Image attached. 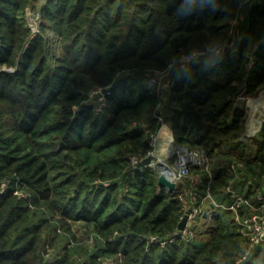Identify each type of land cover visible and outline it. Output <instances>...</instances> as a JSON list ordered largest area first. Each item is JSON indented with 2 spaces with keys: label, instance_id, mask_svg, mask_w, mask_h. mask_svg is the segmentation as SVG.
Returning a JSON list of instances; mask_svg holds the SVG:
<instances>
[{
  "label": "trees",
  "instance_id": "1",
  "mask_svg": "<svg viewBox=\"0 0 264 264\" xmlns=\"http://www.w3.org/2000/svg\"><path fill=\"white\" fill-rule=\"evenodd\" d=\"M40 1L0 0V264H264V243L235 263L248 239L227 209L179 234L176 193L133 162L161 115L175 143L218 155L191 167L198 199L264 190V122L241 139L233 104L264 85V0Z\"/></svg>",
  "mask_w": 264,
  "mask_h": 264
},
{
  "label": "built area",
  "instance_id": "2",
  "mask_svg": "<svg viewBox=\"0 0 264 264\" xmlns=\"http://www.w3.org/2000/svg\"><path fill=\"white\" fill-rule=\"evenodd\" d=\"M229 33H233L232 28L229 29ZM225 46H227L226 41L213 47L205 45L202 48L182 53L177 60L181 62V64H185L206 52H220ZM159 78L153 77L150 79V82H157L160 84L161 78ZM244 90L245 87H242L233 99L234 105H240V102L243 101L244 96L242 93ZM97 91L101 92L100 90ZM100 96H103V92H101ZM104 101L105 100L101 99L97 106L98 109L101 108ZM157 120L159 124L156 130L151 133V149L147 154V156H149V161L145 165L153 166L151 163L152 160L155 159H159L162 162L166 161L170 165V167L161 170L159 174H163L169 180L174 181V193H176L183 208L186 210L185 214H187V219L179 234L187 236L194 235L197 228H204V226H208L212 223V218L217 210L227 209L231 211L239 231L248 239L243 251L237 256L235 263L242 261L248 256L253 245L264 243V190L256 189L250 197L228 185L226 189L229 192V199L227 201H218L214 199L207 187L206 193L198 199L195 188L201 182L202 176L200 173L192 171L191 167L199 166L205 168L204 161L206 159H211L212 155L215 154L210 156L203 149L198 147H190L187 144L175 143L172 130L166 125V121L163 117L158 115ZM161 129H163L162 131L165 133L164 138L163 133L160 134ZM254 130L256 129H253V135L256 133H254ZM171 156H174L172 161L169 160ZM142 158H133V162L138 164ZM241 164V162L235 161L230 164V167L236 171L237 167L242 166ZM159 174H157V176ZM181 182H184V188L182 190H176V184H181ZM207 201L209 204H207ZM197 202L198 204H196ZM162 243H164V241H162Z\"/></svg>",
  "mask_w": 264,
  "mask_h": 264
},
{
  "label": "rangeland",
  "instance_id": "3",
  "mask_svg": "<svg viewBox=\"0 0 264 264\" xmlns=\"http://www.w3.org/2000/svg\"><path fill=\"white\" fill-rule=\"evenodd\" d=\"M42 1H44V0H41L40 2H42ZM27 15H28L27 21H28L29 25L31 26V28L34 31H36L38 28V21H39L38 12L36 10H31L30 8H27L26 17H27ZM50 35H54V34L50 32ZM51 45L55 46V44H51ZM206 53H208V52H206ZM251 62H252V59L250 60V62L248 64L250 65ZM242 95L244 96V98H243V101L240 102V105H242L244 108L245 119H244V131L242 133L241 139L249 140V138L253 135V129H256V130H254V133H255L258 129H260L262 123L264 122V116H261V117H259L260 118L259 122H255L254 124H247L248 118L250 117L251 113H253L256 116H260L259 111H261V110H263V113H264V108H262V106H263L262 104L264 103V85L259 87L254 94H246V92L244 90ZM250 108H251V111H250ZM165 123H166V125H168L170 127L169 122H165ZM162 130L163 129L160 130V134L163 133V138H164L165 133ZM217 157H218V155H212L211 159H206L204 161L205 168L203 170H206V171L211 170V166L216 161ZM173 158H174V156H171L169 158V160L172 161ZM151 164H153L152 167L156 168L157 174H159L161 172V170H164L166 167H170V165L166 161L162 162L159 159L152 160ZM183 188H184V182H181V184H178V183L176 184V190L177 189L182 190ZM167 192L174 193L173 190H170ZM207 204H209L208 201H207ZM72 228H73V231L75 232V234L79 238L84 239L81 242L82 244L89 245V246H90V244H92V242H93L92 239H90V241L86 242L89 234L85 230L84 223L78 222V221L73 222ZM196 231L198 232V234H200L199 232L203 231V228L202 227L197 228ZM55 246H57V244ZM51 253H54L53 247H51Z\"/></svg>",
  "mask_w": 264,
  "mask_h": 264
},
{
  "label": "water",
  "instance_id": "4",
  "mask_svg": "<svg viewBox=\"0 0 264 264\" xmlns=\"http://www.w3.org/2000/svg\"><path fill=\"white\" fill-rule=\"evenodd\" d=\"M100 95H101V92H99V91H97L95 93L96 97H98ZM237 107H239V105H237ZM148 161H149V156H145L144 158H142L138 162V165H145ZM157 181L161 186H163L165 189H167V191L173 190V192H175L174 181L169 180L165 175L159 174L157 176ZM186 219H187V214L184 213L183 216L181 217V219L179 220L178 224H177V232L178 233H180L181 229L184 227Z\"/></svg>",
  "mask_w": 264,
  "mask_h": 264
},
{
  "label": "bare ground",
  "instance_id": "5",
  "mask_svg": "<svg viewBox=\"0 0 264 264\" xmlns=\"http://www.w3.org/2000/svg\"><path fill=\"white\" fill-rule=\"evenodd\" d=\"M250 110H251V108H250ZM259 117L260 116H256L253 113H251L250 114V117L248 118L247 124H254L255 122H259L260 121V118Z\"/></svg>",
  "mask_w": 264,
  "mask_h": 264
},
{
  "label": "crops",
  "instance_id": "6",
  "mask_svg": "<svg viewBox=\"0 0 264 264\" xmlns=\"http://www.w3.org/2000/svg\"><path fill=\"white\" fill-rule=\"evenodd\" d=\"M262 105H263L262 108H264V103H263ZM250 111H251V110H250ZM258 111H259V110H258ZM263 114H264V113H263V110L259 111V115H260V117L263 116Z\"/></svg>",
  "mask_w": 264,
  "mask_h": 264
},
{
  "label": "clouds",
  "instance_id": "7",
  "mask_svg": "<svg viewBox=\"0 0 264 264\" xmlns=\"http://www.w3.org/2000/svg\"><path fill=\"white\" fill-rule=\"evenodd\" d=\"M218 55V53L213 52L212 57L215 58Z\"/></svg>",
  "mask_w": 264,
  "mask_h": 264
}]
</instances>
